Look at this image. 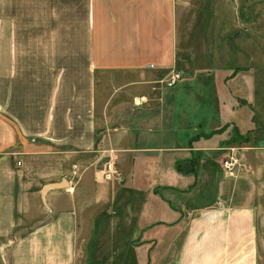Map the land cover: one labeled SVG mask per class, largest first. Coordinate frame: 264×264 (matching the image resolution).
Returning a JSON list of instances; mask_svg holds the SVG:
<instances>
[{
    "label": "crops",
    "instance_id": "1",
    "mask_svg": "<svg viewBox=\"0 0 264 264\" xmlns=\"http://www.w3.org/2000/svg\"><path fill=\"white\" fill-rule=\"evenodd\" d=\"M185 3L0 0V264H74L80 213L96 210L92 227L107 231L92 235L87 264L247 257L256 208L218 161L237 148L231 136L247 142L251 115L237 96L248 104L249 92L190 44L189 70L162 82ZM32 179L51 215L21 225ZM18 226L28 230L16 236Z\"/></svg>",
    "mask_w": 264,
    "mask_h": 264
},
{
    "label": "rangeland",
    "instance_id": "2",
    "mask_svg": "<svg viewBox=\"0 0 264 264\" xmlns=\"http://www.w3.org/2000/svg\"><path fill=\"white\" fill-rule=\"evenodd\" d=\"M179 9L175 18V59L177 62L175 61L170 68L178 69L181 78L189 70L195 53L192 52L191 57L184 52L185 44H190L197 49L199 46L202 58H205L204 54H208L206 49H209L211 50L209 58L215 59L219 65H222L220 68L222 71H228L226 77L238 79L240 88L242 87L239 92L242 93L244 90L249 92L248 104L245 98L239 97L241 94L237 96L239 107L247 110L251 115L252 127L244 133L247 142L242 144L243 134L238 133L234 137L231 136L230 141L234 142L232 144H237L238 149L225 147L218 162L221 169V159L226 153L233 150L232 152L237 154L243 165L237 175V180L244 181L239 183L241 192L249 196V201L256 208L254 243L249 248V254L247 257L242 256L238 260H232L230 264H264V0H186V3ZM202 15H205L206 20L198 19ZM191 27L197 28L198 32L194 29L190 33ZM201 27L208 29L210 34H198ZM187 63H189L188 66H186ZM246 83H249V86ZM231 130L236 131L233 127ZM247 146L252 148L249 153L243 150V147ZM16 158L22 163L18 155ZM51 164L49 166L53 167L54 163ZM28 166L30 172L41 168L40 163H29ZM32 176L34 177L35 174L32 173ZM32 186L35 192L25 197L24 212L16 214L17 221H21V225L22 223L25 225L36 223L51 215L46 212L45 201L41 202L38 195L34 194L38 193L35 189H38L39 184H35L33 179ZM97 211L80 213V219H82L80 223L83 225L77 228L74 264H87L86 252L92 246L90 244L92 235L101 236L107 231L104 224H100L96 231L94 226L92 227L93 217ZM25 230L28 228L18 226L15 235ZM0 246L6 247L5 245ZM95 246L97 244L92 246V253H94ZM101 247L103 248L102 245ZM8 251L10 252L9 249Z\"/></svg>",
    "mask_w": 264,
    "mask_h": 264
},
{
    "label": "built area",
    "instance_id": "3",
    "mask_svg": "<svg viewBox=\"0 0 264 264\" xmlns=\"http://www.w3.org/2000/svg\"><path fill=\"white\" fill-rule=\"evenodd\" d=\"M148 66H152L149 64ZM181 78V73L176 68H169L165 73L162 82L166 87L173 86L178 80ZM226 153L221 159V173L224 177H236L238 173L242 170L243 165L239 161L237 154L232 152ZM16 164H19L17 161ZM114 173L110 171V167L106 165V172L103 174V177L106 179L109 178L110 173Z\"/></svg>",
    "mask_w": 264,
    "mask_h": 264
},
{
    "label": "water",
    "instance_id": "4",
    "mask_svg": "<svg viewBox=\"0 0 264 264\" xmlns=\"http://www.w3.org/2000/svg\"><path fill=\"white\" fill-rule=\"evenodd\" d=\"M64 182L61 181L59 183H47L44 184L40 190L41 194H43L47 189L51 188V187H60L61 185H63Z\"/></svg>",
    "mask_w": 264,
    "mask_h": 264
},
{
    "label": "trees",
    "instance_id": "5",
    "mask_svg": "<svg viewBox=\"0 0 264 264\" xmlns=\"http://www.w3.org/2000/svg\"><path fill=\"white\" fill-rule=\"evenodd\" d=\"M233 137H234V135H233Z\"/></svg>",
    "mask_w": 264,
    "mask_h": 264
}]
</instances>
